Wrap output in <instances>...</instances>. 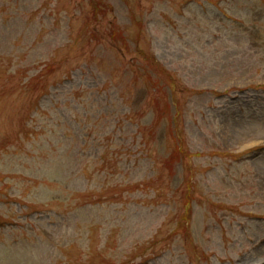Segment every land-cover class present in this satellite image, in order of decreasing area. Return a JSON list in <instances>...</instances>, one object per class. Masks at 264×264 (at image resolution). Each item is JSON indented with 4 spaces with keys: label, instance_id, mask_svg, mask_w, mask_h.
I'll use <instances>...</instances> for the list:
<instances>
[{
    "label": "rangeland",
    "instance_id": "374dc122",
    "mask_svg": "<svg viewBox=\"0 0 264 264\" xmlns=\"http://www.w3.org/2000/svg\"><path fill=\"white\" fill-rule=\"evenodd\" d=\"M17 45L0 264H264V0H0Z\"/></svg>",
    "mask_w": 264,
    "mask_h": 264
}]
</instances>
